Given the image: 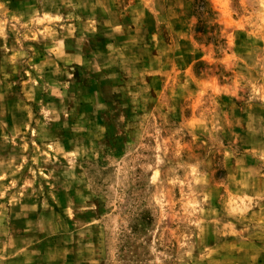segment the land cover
Here are the masks:
<instances>
[{"label": "rangeland", "instance_id": "374dc122", "mask_svg": "<svg viewBox=\"0 0 264 264\" xmlns=\"http://www.w3.org/2000/svg\"><path fill=\"white\" fill-rule=\"evenodd\" d=\"M0 264H264V0H0Z\"/></svg>", "mask_w": 264, "mask_h": 264}]
</instances>
